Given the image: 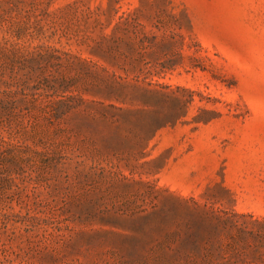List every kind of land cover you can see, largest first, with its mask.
I'll return each instance as SVG.
<instances>
[{"label":"rangeland","instance_id":"rangeland-1","mask_svg":"<svg viewBox=\"0 0 264 264\" xmlns=\"http://www.w3.org/2000/svg\"><path fill=\"white\" fill-rule=\"evenodd\" d=\"M0 264H264V0H0Z\"/></svg>","mask_w":264,"mask_h":264}]
</instances>
